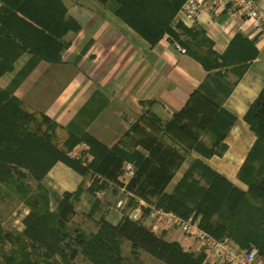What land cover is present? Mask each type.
<instances>
[{"label":"trees","instance_id":"1","mask_svg":"<svg viewBox=\"0 0 264 264\" xmlns=\"http://www.w3.org/2000/svg\"><path fill=\"white\" fill-rule=\"evenodd\" d=\"M95 1L101 5L112 2L114 16L150 47L164 36L190 53H194L199 43L205 44L198 31L172 24L185 0ZM79 30V24L68 15L61 0H0V77L12 71L19 57L29 56L9 86L0 90V186H12L19 191L28 210L18 234L0 230V252L2 245L10 246L7 253L0 254L2 261L39 264L58 258L63 264H70L80 256L89 264H129L131 261L140 264L139 255L143 253L160 264H204L202 254L194 256L184 252L178 244L165 241L127 216H122L114 225L101 218L96 223V232L87 236L70 228L75 214L73 203L77 202L80 189L62 193L55 209L51 210L47 191L40 184L56 163L81 177L93 176L89 193L104 189L108 184L115 189L123 187L132 197L152 204L155 209L181 220L197 221L198 228L214 240L229 238L240 249L253 245L262 252L264 87L243 117L255 137L238 173L246 190H240L201 166L202 171L207 172L202 175L204 187H198L195 181H188V176H184L168 194L165 189L189 151H201L207 156L213 153V149L203 150L200 137L211 134L215 139L212 147L224 148L220 142L233 118L210 98L201 97L206 108H197L202 105L195 92L190 95L188 104L165 123L152 114L143 113L124 134L129 137V132H143L140 139L131 137L134 144L129 151L118 145L108 149L83 130L65 131L60 141L56 135L60 126L30 110L12 94L20 80L38 63L62 64V54L69 45L65 36ZM181 36L187 39L181 40ZM234 44L233 61L240 64L236 71L240 77L256 52L240 37L234 39ZM88 45L89 42L80 55ZM206 54L212 59L194 56L206 71L226 65L209 48ZM79 143L85 144L87 150L77 157L70 156ZM86 156L91 157L89 162ZM125 163L133 166V175L123 184L120 178ZM27 181L35 184V194L22 184ZM123 242L129 245V258L121 255Z\"/></svg>","mask_w":264,"mask_h":264},{"label":"crops","instance_id":"2","mask_svg":"<svg viewBox=\"0 0 264 264\" xmlns=\"http://www.w3.org/2000/svg\"><path fill=\"white\" fill-rule=\"evenodd\" d=\"M61 1L68 15L79 24V32L65 36L69 45L62 54V64L38 63L20 80L12 95L30 110L60 126L56 133L60 141L65 131L83 130L108 149L118 145L129 151L134 144L131 137L140 139L143 132H129V137L124 134L143 113L152 114L165 123L188 104L192 93L198 92L202 106L197 108H206L201 97L210 98L233 121L220 142L224 148L212 147L215 139L211 134L200 137L203 150L213 149V153L207 156L201 151H189L165 192L172 193L184 176H188V181H195L198 187H204L202 175L207 172H203L201 166L245 191L246 184L239 180L238 173L255 137L243 117L264 87V34H258L247 23L228 18L223 12H202L192 28L202 34L205 44L199 43L194 53H181L166 36L150 47L114 16L112 2L101 5L95 0ZM256 2L264 7V0ZM236 37L251 44L256 52L240 77L236 75L240 64L233 61ZM180 39L187 38L181 36ZM88 42L87 49L80 55ZM207 48L226 65L206 71L194 56L211 60L206 54ZM28 59V55H22L13 63L12 71L0 77V90L9 86ZM56 80L52 95L49 90ZM86 150V145L79 143L70 156L77 157ZM136 150L144 153L139 147ZM85 158L88 162L91 160L89 156ZM92 180L89 174L81 177L56 163L40 184L47 190L50 201H54V205L50 203L52 210L62 193H72L79 188L77 203L81 205V212L95 221L103 218L116 224L123 215L110 210L106 199L110 195L116 200L119 191L108 184L104 189L89 193ZM98 192L101 193L96 198ZM136 199L143 205L141 223L146 228L165 241L178 244L186 253L202 254L206 264L205 252L199 250L194 239L177 228H166L161 222L150 220L146 213L154 207Z\"/></svg>","mask_w":264,"mask_h":264},{"label":"built area","instance_id":"3","mask_svg":"<svg viewBox=\"0 0 264 264\" xmlns=\"http://www.w3.org/2000/svg\"><path fill=\"white\" fill-rule=\"evenodd\" d=\"M202 12H223L232 20H240L249 24L258 34H264V7L256 0H185L181 8L175 14L172 24L192 28ZM173 46L181 53L185 51L176 43ZM133 175V166L130 163L123 165L121 181L123 184ZM123 197L136 200V207L130 210L127 217L131 221H138L141 216V201L124 191L123 187L117 189ZM125 204L118 201L117 207ZM149 219L161 222L166 228L178 227L183 234L195 239L200 250L205 252L206 264H262L258 258V251L253 245L245 249L238 248L233 242L222 239L214 240L197 226V221L181 220L170 213L162 212L154 208L149 210Z\"/></svg>","mask_w":264,"mask_h":264},{"label":"rangeland","instance_id":"4","mask_svg":"<svg viewBox=\"0 0 264 264\" xmlns=\"http://www.w3.org/2000/svg\"><path fill=\"white\" fill-rule=\"evenodd\" d=\"M57 83H58V80H56L55 84L51 83V88L49 90V93H51L52 95L55 92L54 89H55ZM22 184L23 185L26 184L29 187V192L31 191L34 194L37 192V189L35 190V184L33 182L27 181V183L23 182ZM110 187H111V185H110ZM18 192L19 191H17L12 186H6V185L0 186V230H2L3 232L10 233L11 235H16L22 230L21 220L27 214V211H28L24 198H21L22 196ZM100 193L101 192L96 193L95 197L98 198L100 196ZM25 196H23V197H25ZM27 196H26V198H27ZM47 197H48L49 206H50L51 202H52L51 204L54 205V201H53V199L50 201L48 193H47ZM120 200L122 202H125V204L121 207H117V203ZM128 200H129L128 198L123 197V195L119 192V195L117 196L116 200H114V201L112 200L110 195L107 196L106 206L110 210H116L121 215L127 216V214L130 212V210H132L133 208L136 207L134 200L132 201L133 203L131 201L129 202ZM73 205H74L75 214L69 223V227L70 228H76L77 230H79L81 233H83L86 236L95 233L96 229H97V224H96L97 221H95V219L87 216L84 212H81L82 211L81 205L78 206L77 202H74ZM127 207H129V208H127ZM50 209H51V207H50ZM156 210H158V209H156ZM140 211H141V216H140V219L138 220V222H141V217H142V212H143L142 208L140 209ZM160 211H162V210H160ZM144 214H145V212H144ZM146 214H149L148 210H147ZM170 228H177L181 232V230L176 226L170 227ZM184 235L188 236L186 234H184ZM188 237H190V236H188ZM190 238H192V237H190ZM262 240L263 241H261V245L263 248L262 249L263 253L258 251V249H257V251H258V258H259L260 262L262 264H264V239H262ZM195 242L197 243L196 240H195ZM198 248H199V245H198ZM9 250H10L9 245H2L0 254H2V253L5 254ZM199 250H200V248H199ZM200 251H202V250H200ZM121 255L124 258H129V245L127 242H123L121 244ZM2 260L3 259H1V256H0V264H6ZM139 260H140V264H160V263L152 260L150 257H148L147 255H145L143 253H141L139 255ZM46 262L47 263L39 262V264H63L58 258H53V259L48 260ZM70 264H89V263L86 262L85 260H83V258H81L79 256L75 261L71 262ZM129 264H134V263H133V261H131V262H129Z\"/></svg>","mask_w":264,"mask_h":264}]
</instances>
